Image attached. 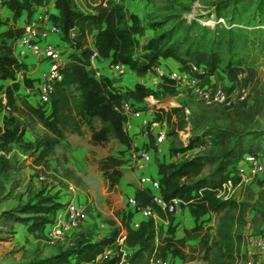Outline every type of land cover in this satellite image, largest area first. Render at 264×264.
<instances>
[{"label":"rangeland","instance_id":"1","mask_svg":"<svg viewBox=\"0 0 264 264\" xmlns=\"http://www.w3.org/2000/svg\"><path fill=\"white\" fill-rule=\"evenodd\" d=\"M107 1L122 3L128 11L124 5L125 0ZM142 1L137 0L138 3ZM145 1L135 6L138 11V16H135L141 26H145L143 34L134 37L135 56L148 54V50L154 48L150 44L151 39L170 32L174 35L172 41L187 40L178 51L183 60H189L182 52L191 43H196L195 46L192 44L194 48L199 47L205 51L215 47L222 60L216 73L222 76L215 81L225 89L230 104L209 105L189 88L176 83H163V91L148 98L142 108L165 127L166 140L160 151L153 146L152 138L137 143L135 148L117 140L110 141L104 147L91 146L87 140L90 134L88 117H84L86 135L75 141L67 136L55 141V132L52 130H49L54 133L52 135H43L41 132L38 135L34 131L37 121L29 124L27 117H15L10 127V143L4 147L0 145V264H47L46 261L56 254L74 250L78 244L112 238L117 222L103 212L112 209L117 221L124 226V220L121 222L119 216L125 219L126 215H130L127 200L140 190L132 151H150L152 163L157 166V170L160 158L165 165H174L199 155L220 158L236 145L242 147V155L264 157V0ZM91 2L77 0L75 7L90 12ZM218 19H223L224 23L214 24ZM7 20L6 16L0 15V32L18 31L15 26L8 27ZM209 22L214 25H209ZM200 36L205 37L199 42ZM229 39L230 45L227 44ZM229 66L236 68L231 76L223 71ZM239 73L240 78L237 77ZM206 87L210 88V85L207 83ZM242 89L248 91L249 95L246 101L238 102L237 93ZM91 125L98 126V121L92 118ZM32 136L37 138L29 142ZM196 136H201V140L192 149L184 151ZM46 151L48 153L44 159L39 161L46 162V165L37 166L38 158ZM107 156L123 160L122 167L117 171L116 183L102 177L98 162ZM68 162L72 166L67 169L65 165ZM51 166H54L51 168L52 173L49 172ZM213 168L214 165L208 166L204 174L210 173ZM56 187L64 188L65 193L71 196L68 200L85 207L88 224L84 229L87 238L75 239L68 245L64 243L65 240L50 244L41 231L38 235L30 234L21 223H6L7 214L17 218L34 217L33 212L49 206L41 203L47 198L61 206L57 202L59 192L54 191ZM242 187L240 185L236 189L239 198L237 201L232 200L234 206L217 214L209 213L215 216L216 223V228H212L213 251L209 253L210 257L213 253H219L222 245L227 250V246L233 247L234 244L245 246L246 239L251 237L264 238V173L254 177L250 186L240 191ZM121 204L125 207H121ZM34 223L29 221L28 225ZM101 224L104 228L99 227ZM162 232L174 236L172 227L168 226ZM118 244L116 237L111 246L112 255L119 253ZM232 247L225 252L227 257L235 253ZM191 248L196 249L197 246L187 244L185 252L190 253ZM171 251L175 252L174 249ZM67 261L73 264L76 262L73 257H68ZM209 264L224 263L212 260Z\"/></svg>","mask_w":264,"mask_h":264},{"label":"trees","instance_id":"2","mask_svg":"<svg viewBox=\"0 0 264 264\" xmlns=\"http://www.w3.org/2000/svg\"><path fill=\"white\" fill-rule=\"evenodd\" d=\"M44 1L47 0H0V4L12 11L15 17L21 11H25L29 19L34 14V8L42 5ZM91 3V11L83 12L76 9L75 0H54L58 15L50 16V20L60 30L73 53L61 72V79L54 83L49 95L50 111L54 122L52 130L55 132V141L66 135L83 137L85 134L84 117H88L87 125L90 129L89 144L91 146L104 147L112 140L129 146L131 139L123 130L124 117L114 108L118 107L123 100L136 105L149 96H157V93L142 85H137L134 90L120 94L111 89L108 79L96 80L86 70V61L92 50L97 52L100 58L110 59V64H123L130 71L140 75L147 73L159 59L171 58L180 63L185 71L189 70L191 64H194L201 72L192 73V76L199 80L214 76L219 71L222 60L215 47H210L205 51L199 47L194 48L196 43H191L184 49L182 55L189 60H183L178 51L187 40L172 41L174 38L172 32L157 35L150 41L154 47L153 50H148V54L144 56H135L134 37L143 34L145 29V26L139 23L137 16L126 11L122 3L114 4L107 0H92ZM73 30H76L77 34L71 37ZM19 36L20 30L14 33L8 30L0 32V74L7 75L14 81V74L21 73L23 83L29 85L25 77V66L13 57L12 49L8 45V41L17 39ZM204 37L200 36L199 42L204 40ZM90 38L93 40L92 48L88 46ZM212 43L215 42L212 40ZM227 44H231V39ZM223 71L231 75L236 72V68L229 66ZM163 83L172 84L166 78ZM16 90L17 83L15 82L5 89L8 96L5 104L8 117L3 124L0 137V145L3 147L11 141L10 127L14 124L15 117L22 119L25 116L29 124L34 120L39 122L44 119L42 106L33 107L26 101H22L20 105L16 104ZM92 118L98 121V126L91 125ZM200 140L201 136L193 137L184 151L192 149ZM242 152V147L236 145L234 149L220 158L199 155L174 165L160 163L158 175L163 199L165 201L174 198L182 200L189 208L190 215L195 222L205 214H217L234 206L235 203L232 200L223 201L217 198V192L222 182L234 177L236 162L242 156ZM47 153L48 151L40 155L37 166L46 165V162L39 163V161L44 159ZM98 164L102 177L116 183L117 171L122 167L123 160L107 156L99 160ZM210 165H214V168L205 175L204 170ZM134 198L141 205H150L155 216L167 221L170 227L173 217L150 203L148 190L140 189ZM41 203H47L49 206L33 212L34 217L17 218L12 214H7L6 223L10 221L21 223L28 233L38 235L43 226L52 223L61 207L50 198ZM29 221H35V223L28 225ZM118 233V230H114L112 238L78 244L76 249L56 254L46 262L47 264H73L67 261L68 257H73L76 261L74 264H120V253L113 255L110 259L97 260L105 249L111 248ZM198 237H200L198 247L191 248L190 253H186L187 242L196 240ZM208 239V232L203 233V229L198 225L192 229H186L184 236L179 239L172 235H164L161 230L156 229L154 218H148L141 221L137 228L130 227L127 222L122 244L131 251L126 264L164 262L173 249L175 250L173 255L179 258L182 264H187L198 259V255L207 247Z\"/></svg>","mask_w":264,"mask_h":264},{"label":"built area","instance_id":"3","mask_svg":"<svg viewBox=\"0 0 264 264\" xmlns=\"http://www.w3.org/2000/svg\"><path fill=\"white\" fill-rule=\"evenodd\" d=\"M216 23H224L223 19H218ZM209 25H214L212 22ZM60 34V30L55 27L50 16L46 13L39 12L33 14L20 30V36L17 38L21 53H30L37 58L44 60L47 64V69L42 75L41 94L39 97L40 105L49 104V95L52 91L55 82L61 79V72L67 63L62 51L51 44L41 45L40 40L48 38L50 35ZM97 52L92 50V53L86 61V70L96 80L104 78L100 72L98 65ZM109 71L113 77L124 76L127 72V66L123 64H110ZM200 69L191 64L189 70L184 73H162L158 72V78L164 82V78L173 83H176L184 88L192 90L193 94L198 96L202 101L209 105H228L230 104L229 96L220 83H214L211 88H207L201 84L202 80L196 79L192 73H200ZM240 78L241 74H237ZM207 79V78H205ZM248 91L245 89L237 93L236 101L244 102L248 98ZM6 104V102H5ZM7 112L8 109L6 108ZM114 110L124 117L123 130L129 133L132 129V120H140L142 125L141 137L144 140L152 138L153 146L157 151L165 143L166 131L163 124L156 118H144L143 109L135 107L130 101L123 100L120 105ZM3 127V126H2ZM2 127L0 126V137L2 135ZM132 148L137 146V143H131ZM134 150V149H133ZM133 152L135 168L138 171V186L141 190L150 192V203L157 206L161 211L173 216L177 213V207L180 204H185L178 198L165 201L161 194L159 179L147 173V169L152 162L150 151L147 149ZM264 173V157H259L253 154H244L236 162V170L234 177L221 183L217 192V198L221 200H230L234 192L240 185L248 184L254 177ZM42 179V177H41ZM127 204L130 208L135 209L143 220L148 218H156L150 205H141L136 201L134 196L129 197ZM57 215L52 223L47 225L46 239L50 244L64 241L72 232L78 230L87 221V212L83 205L68 200L61 205L57 211ZM104 228L103 224L99 225ZM123 238V237H122ZM122 243V240H121ZM245 245L247 248H256L264 251V238L251 237L246 239ZM121 254V262H127L125 254L119 248ZM113 249L107 248L98 259H110L113 255ZM120 262V263H121ZM163 263V262H156ZM155 263V264H156ZM246 264H257L249 260Z\"/></svg>","mask_w":264,"mask_h":264},{"label":"crops","instance_id":"4","mask_svg":"<svg viewBox=\"0 0 264 264\" xmlns=\"http://www.w3.org/2000/svg\"><path fill=\"white\" fill-rule=\"evenodd\" d=\"M78 2H81V0H78ZM142 2H146L143 0ZM142 2H137L134 0H125V7L127 8L128 12L137 15L138 11L135 8L136 5H140ZM77 4V0L75 2ZM43 12L48 14L49 16H57L58 11L55 9L54 6V0H47L42 3L40 6H36L34 8V14ZM0 15L7 17V23L8 27L15 26L16 29L21 30V28L26 23L28 16L25 11H21L20 14L15 17L14 13L7 9L5 6L0 5ZM138 16V15H137ZM98 30L95 29V32ZM77 31L73 30L71 32V37L76 35ZM41 45L45 44H51L55 46L56 48L60 49L68 61L69 56L73 53V50L71 49L70 45L65 41L63 35L57 34V35H50L46 39L40 40ZM9 47L12 49V55L13 57L19 62L22 63L25 68V77L29 81V85H25L23 83V75L21 73H15L14 74V81L7 75L0 74V126L2 127L4 122L7 119L8 112L5 107V102L8 98L5 89L13 84V82L17 83V90L15 91L16 96V104L20 105L22 101H26L29 105L36 107L40 105L39 97L41 94V83H42V75L44 71L46 70V62L44 60H41L30 53L22 54L20 47L18 45L17 39H11L8 41ZM88 46L92 48L93 46V40L92 38L88 41ZM98 65L100 67V72L102 76L110 81L111 89L115 92H118L120 94H124L128 91H132L135 89L137 85H142L146 89L156 92L157 94L163 91V87H165V84H163L162 80L158 78V72L162 73H184L185 70L183 69V66L178 63L177 61L168 58V59H159L153 67L145 74H136L129 70L127 67V72L124 76L121 77H113L110 74L109 71V65H110V59H98ZM219 76H222L221 73L215 74L214 76H211L207 79L202 80L201 84L206 87L207 83L210 85V88L213 86V84L216 82L215 80H218ZM231 76V75H230ZM217 83V82H216ZM153 96H149L143 100L142 103H138L134 105L137 108H143V105L148 102V98H152ZM43 108L44 111V119L39 121L36 125L35 132L39 135V132H41L43 135H52L54 133L49 132V130H52V127L54 126V122L51 116L50 111V105H40ZM143 116L144 118H151L152 116L149 114L148 111L143 110ZM49 127V128H48ZM53 131V130H52ZM141 131H142V125L140 120H132V129L129 133H127L131 139V143H141L147 140L142 139L141 137ZM54 132V131H53ZM26 134V133H25ZM86 135V134H85ZM68 139H71L72 141H75L74 139L80 138L75 135H66ZM29 140V142L32 141V139H36V136H32ZM90 134L87 136V140H89ZM39 139V138H38ZM149 140V139H148ZM91 149V146L89 147ZM78 152L81 153V150L79 149ZM161 164H163L162 159L159 160ZM72 164L68 162L65 167L71 168ZM51 168L53 169L54 166L50 167L49 172L52 173ZM48 173V172H47ZM147 173L156 177L159 179L157 166H155L152 162L150 163ZM251 182V181H250ZM250 182L248 184L243 185L242 189L240 191H243L245 187L250 186ZM55 192H59L57 194L58 203L64 204L67 202L69 198H71L70 195L66 194L64 191V188L56 187L54 189ZM237 191L234 192L233 196L230 200L237 201L239 196ZM239 192V191H238ZM128 210L130 215H126L124 222H122V215L119 216V219L123 223L124 226L117 221L116 216L113 214V210L103 212L106 216H110L112 219H114L117 222L116 230L119 231L117 236V242L118 247L121 249V251L125 254V259L128 258L131 251L126 249L125 246L121 243L122 237L125 234V226L127 225V222L130 227L137 228L139 223L143 221L139 213L128 206ZM121 207H125L124 204H121ZM58 213H56L57 215ZM55 215V216H56ZM173 220L170 225V227L174 230V236L175 238L179 239L184 236V231L186 229H192L195 227V225H198L203 229V233L208 232L209 239L207 241V247L204 249L203 253L201 254L200 259H197L195 261L189 262L187 264H209L212 260H218L221 263L224 264H246L247 261L252 260L256 262L257 264H264V251H260L256 248H247V246L244 244L227 246V250L233 248L235 253L228 254L231 255V257H227L225 255V252L227 251L224 246L222 245L219 249V253H213V255L210 257L209 253H212L213 247H212V241H213V234L214 230L216 228L215 223V216L212 214H205L202 217L199 218L197 222L193 220V218L190 215L189 208L186 206V204H180L177 207V213L172 216ZM129 220L127 221V219ZM155 226L157 230L166 231L168 228V222L163 221L159 218H155ZM87 221L83 225V230L78 229L74 233L70 235V237H67L65 239V244H71L74 242L75 239H81V238H87L88 235H86V230L84 228L87 227ZM213 228V229H212ZM46 229L47 226L43 227L41 229V234L44 238H46ZM104 235V234H102ZM98 241V240H97ZM200 241V237H198L196 240H193L192 242L189 241L187 244L190 246H197ZM89 242H96V241H89ZM85 243V242H84ZM238 251L239 253H236ZM244 259V260H243ZM97 260H100L97 258ZM242 260V261H241ZM84 264H95V263H84ZM120 264H126V262H121ZM156 264H182L181 260L173 255V251H171L167 257V259L163 263H156Z\"/></svg>","mask_w":264,"mask_h":264}]
</instances>
